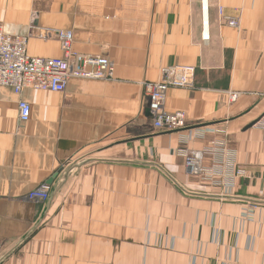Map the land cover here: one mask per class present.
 Masks as SVG:
<instances>
[{
  "label": "crops",
  "instance_id": "1",
  "mask_svg": "<svg viewBox=\"0 0 264 264\" xmlns=\"http://www.w3.org/2000/svg\"><path fill=\"white\" fill-rule=\"evenodd\" d=\"M207 5L0 0L7 33L70 30L76 51L115 64L113 80L72 78L64 92L0 87V264H264V128L249 127L264 116V0ZM28 50L62 55L56 39ZM168 65L195 67V82L167 93L187 126L156 131L143 83ZM222 144L205 154L210 179L180 155ZM56 173L50 199L31 200Z\"/></svg>",
  "mask_w": 264,
  "mask_h": 264
},
{
  "label": "built area",
  "instance_id": "2",
  "mask_svg": "<svg viewBox=\"0 0 264 264\" xmlns=\"http://www.w3.org/2000/svg\"><path fill=\"white\" fill-rule=\"evenodd\" d=\"M204 10L207 12V0H203ZM222 13V10H220ZM227 25L238 28L240 21L235 16H222ZM207 22H205L206 26ZM30 38L42 40L56 39L59 42L62 55L41 56L31 54L28 50ZM209 38L208 34L204 35ZM73 33L70 30L42 27L31 24L27 35L9 34L0 23V87H9L16 94L26 89L64 92L72 78L113 80L115 78V64L110 59L85 55L73 48ZM195 67L189 65H168L161 69V76L157 81L143 83L144 94L148 98V109L152 115L156 131H176L184 129L186 115L181 111L168 112L166 109L167 93L171 88L194 87ZM239 93L229 92L230 101L238 100ZM19 120L27 121L31 115V104L21 99L18 102ZM264 128V116L255 123ZM221 150V152H220ZM225 154L223 144L206 150H181L180 155L185 159L186 168L192 173L206 178L213 176L214 170H207L203 166L205 154ZM219 161V160H217ZM234 166V162L230 163ZM234 170V169H232ZM242 174L243 170H236ZM216 173V172H215ZM52 185L44 183L29 193V198L46 202L51 197Z\"/></svg>",
  "mask_w": 264,
  "mask_h": 264
},
{
  "label": "water",
  "instance_id": "3",
  "mask_svg": "<svg viewBox=\"0 0 264 264\" xmlns=\"http://www.w3.org/2000/svg\"><path fill=\"white\" fill-rule=\"evenodd\" d=\"M255 123H256V122L251 123V124L249 125V127H252ZM58 174H59V173H56L52 178H50V179L48 180L47 183L50 184V185H52V183L54 182V180H55V178L58 176Z\"/></svg>",
  "mask_w": 264,
  "mask_h": 264
},
{
  "label": "rangeland",
  "instance_id": "4",
  "mask_svg": "<svg viewBox=\"0 0 264 264\" xmlns=\"http://www.w3.org/2000/svg\"><path fill=\"white\" fill-rule=\"evenodd\" d=\"M212 170V169H211ZM241 170V169H240ZM238 174V173H237ZM238 175H241V174H238ZM201 177H203V178H206V177H204V176H201ZM208 179H210V178H208Z\"/></svg>",
  "mask_w": 264,
  "mask_h": 264
}]
</instances>
